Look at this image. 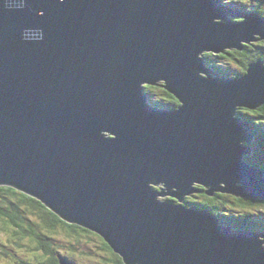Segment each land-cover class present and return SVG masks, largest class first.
I'll return each mask as SVG.
<instances>
[{"label": "water", "instance_id": "obj_1", "mask_svg": "<svg viewBox=\"0 0 264 264\" xmlns=\"http://www.w3.org/2000/svg\"><path fill=\"white\" fill-rule=\"evenodd\" d=\"M257 40L264 19L223 0H0V186L124 264H264V235L183 203L264 200L238 112L264 104V62L233 78L202 57ZM158 84L177 108L151 106Z\"/></svg>", "mask_w": 264, "mask_h": 264}, {"label": "trees", "instance_id": "obj_2", "mask_svg": "<svg viewBox=\"0 0 264 264\" xmlns=\"http://www.w3.org/2000/svg\"><path fill=\"white\" fill-rule=\"evenodd\" d=\"M227 5L241 11L254 12L264 18V0H223ZM249 6V7H248ZM264 62V40L244 45L242 51L226 50L224 53H205L203 61L213 73L231 77L229 69L223 65L231 64L236 69L235 77L245 74L250 63ZM225 63V64H224ZM223 64V65H222ZM148 101L163 110H174L178 100L169 94L161 84L145 86ZM239 115L250 123V132L254 136L252 153L244 160L264 172V104L255 110L239 109ZM161 190V187H156ZM196 193L186 197L187 207L200 208L217 215L221 223L234 229L261 230L264 232V201L237 198L231 195L215 193L208 196L201 186ZM162 201L177 203L170 197ZM258 212H254V211ZM68 242L63 253L57 245ZM93 240H97L98 251L85 249ZM69 249V250H68ZM78 249L81 251L78 253ZM25 250L34 253L28 259L20 257L16 264H61L63 257L73 264L82 258H93L98 264H124L122 259L95 233L75 224L63 221L39 200L9 186H0V253L5 257H17L15 253ZM101 251V252H100Z\"/></svg>", "mask_w": 264, "mask_h": 264}, {"label": "rangeland", "instance_id": "obj_3", "mask_svg": "<svg viewBox=\"0 0 264 264\" xmlns=\"http://www.w3.org/2000/svg\"><path fill=\"white\" fill-rule=\"evenodd\" d=\"M252 0H247V2L249 3V2H251ZM249 7V6H248ZM255 42V41H254ZM225 64V63H224ZM223 65V64H222ZM224 66V68H227V69H229V71H230V73H231V75L232 74H236L235 72H236V69L234 68V66H232L231 64H225V65H223ZM154 188H155V186L154 185H152ZM161 186V185H160ZM156 187H158V186H156ZM189 196V195H188ZM188 196H186V197H188ZM159 198H164V197H159ZM254 212H258V211H254ZM67 244H68V242L67 241H65V240H62V241H60L57 245H61V248H59L63 253H65L66 252V250H67ZM99 245V242L97 241V240H93L92 242H91V244H89V247H86L85 246V249H87V250H89L90 252L91 251H98L99 249H97V246ZM69 250V249H68ZM81 251L78 249V253H80ZM101 252V251H100ZM92 253V252H91ZM15 256H17V257H10V258H7V257H5V256H3V255H0V264H16V263H14V261H18V259H20V257L21 258H23V259H28V258H31V257H33L34 256V253H30V252H27V251H25V250H22V251H20L19 253H15ZM11 259H13V260H11ZM78 264H98L97 262H95L94 261V259L91 257V258H82L81 260H79L78 261Z\"/></svg>", "mask_w": 264, "mask_h": 264}, {"label": "bare ground", "instance_id": "obj_4", "mask_svg": "<svg viewBox=\"0 0 264 264\" xmlns=\"http://www.w3.org/2000/svg\"><path fill=\"white\" fill-rule=\"evenodd\" d=\"M150 104H151V103H150ZM151 106H154V105L151 104Z\"/></svg>", "mask_w": 264, "mask_h": 264}, {"label": "clouds", "instance_id": "obj_5", "mask_svg": "<svg viewBox=\"0 0 264 264\" xmlns=\"http://www.w3.org/2000/svg\"><path fill=\"white\" fill-rule=\"evenodd\" d=\"M145 89V88H144ZM232 196V195H231ZM238 198V197H237Z\"/></svg>", "mask_w": 264, "mask_h": 264}]
</instances>
